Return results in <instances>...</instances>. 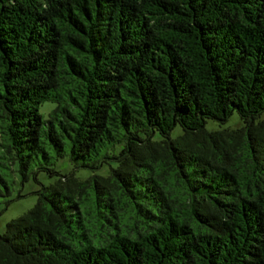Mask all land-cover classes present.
I'll list each match as a JSON object with an SVG mask.
<instances>
[{
	"label": "trees",
	"instance_id": "1",
	"mask_svg": "<svg viewBox=\"0 0 264 264\" xmlns=\"http://www.w3.org/2000/svg\"><path fill=\"white\" fill-rule=\"evenodd\" d=\"M30 180L0 264H264V0H0L1 211Z\"/></svg>",
	"mask_w": 264,
	"mask_h": 264
},
{
	"label": "rangeland",
	"instance_id": "2",
	"mask_svg": "<svg viewBox=\"0 0 264 264\" xmlns=\"http://www.w3.org/2000/svg\"><path fill=\"white\" fill-rule=\"evenodd\" d=\"M53 108V105L45 103L40 108V113L46 117L48 112ZM239 126V120L237 119L236 115L226 124L221 126L217 122H208L206 125L207 130H217L222 127H231L236 128ZM56 170L59 171L62 174H68L73 171V167L68 162L67 159H60L56 163ZM107 170V167L100 170L99 173L105 174ZM77 177L85 178L88 175L91 174L88 170H78L75 172ZM38 182L47 185L52 182L49 178H47L45 175H39L37 178ZM40 188V185L34 181H29L21 185L17 181L16 185L13 187L12 191V198H15L12 203L5 208V210H2L4 208L3 204H0V234H2L5 230V225L13 220L21 216L22 214L26 213L29 209H31L34 204L36 203V194L35 192ZM18 195H21V197H17Z\"/></svg>",
	"mask_w": 264,
	"mask_h": 264
}]
</instances>
